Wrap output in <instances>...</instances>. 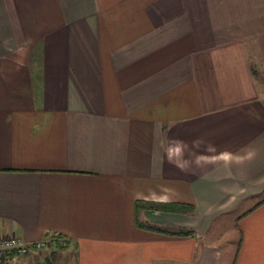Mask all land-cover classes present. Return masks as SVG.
Wrapping results in <instances>:
<instances>
[{
    "label": "crops",
    "instance_id": "0c3cea01",
    "mask_svg": "<svg viewBox=\"0 0 264 264\" xmlns=\"http://www.w3.org/2000/svg\"><path fill=\"white\" fill-rule=\"evenodd\" d=\"M0 235L264 264V0H0Z\"/></svg>",
    "mask_w": 264,
    "mask_h": 264
},
{
    "label": "built area",
    "instance_id": "2783aa9c",
    "mask_svg": "<svg viewBox=\"0 0 264 264\" xmlns=\"http://www.w3.org/2000/svg\"><path fill=\"white\" fill-rule=\"evenodd\" d=\"M52 236H46L33 242H26L18 235H0V264H5L12 255H25L31 249L42 250L48 246Z\"/></svg>",
    "mask_w": 264,
    "mask_h": 264
},
{
    "label": "trees",
    "instance_id": "16d2710c",
    "mask_svg": "<svg viewBox=\"0 0 264 264\" xmlns=\"http://www.w3.org/2000/svg\"><path fill=\"white\" fill-rule=\"evenodd\" d=\"M137 206V202H135V209ZM163 211H175V212H185L187 211V209L185 208V205L183 204H164L162 206ZM180 234H186L188 233L187 230H182L181 232H179Z\"/></svg>",
    "mask_w": 264,
    "mask_h": 264
},
{
    "label": "rangeland",
    "instance_id": "374dc122",
    "mask_svg": "<svg viewBox=\"0 0 264 264\" xmlns=\"http://www.w3.org/2000/svg\"><path fill=\"white\" fill-rule=\"evenodd\" d=\"M168 227H170V226H167L166 229H172V228H168Z\"/></svg>",
    "mask_w": 264,
    "mask_h": 264
}]
</instances>
